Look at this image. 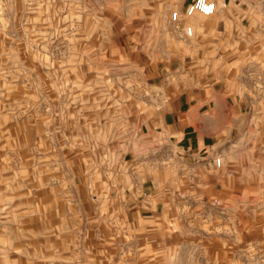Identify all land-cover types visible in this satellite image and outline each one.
<instances>
[{"label": "rangeland", "instance_id": "rangeland-1", "mask_svg": "<svg viewBox=\"0 0 264 264\" xmlns=\"http://www.w3.org/2000/svg\"><path fill=\"white\" fill-rule=\"evenodd\" d=\"M190 1L0 0V264H264V4Z\"/></svg>", "mask_w": 264, "mask_h": 264}, {"label": "crops", "instance_id": "crops-1", "mask_svg": "<svg viewBox=\"0 0 264 264\" xmlns=\"http://www.w3.org/2000/svg\"><path fill=\"white\" fill-rule=\"evenodd\" d=\"M192 1V0H191ZM190 1V2H191ZM227 4H231L232 2H236L239 0H224ZM189 2V3H190ZM188 3V4H189ZM187 4V5H188ZM186 5V7H187ZM185 7V9H186ZM184 9V10H185ZM181 11V10H180ZM174 51V50H173ZM170 55V59L173 58L174 61V56ZM176 68L173 67V75L172 78L175 79L177 77H182L186 75L187 76L188 72L181 71V74H178L177 71L175 70ZM187 73V74H185ZM174 83V82H173ZM182 86V85H181ZM186 89L188 87L187 84L183 85ZM178 87V86H177ZM173 87V143H182L183 145L179 147V149H182L183 151H190L193 147L194 143V138H193V131L189 129V127L194 125V117L195 115H205V113L209 112V109H207V104L208 101L210 100L209 95H205L204 92H202L200 97L198 98L199 101L194 104V96L188 90L184 88L177 89ZM205 105V108H203V105ZM213 110L215 111L214 113V118L215 120L218 119L219 117V110L216 108L215 105H213ZM222 114V112H220ZM225 122H221V125L224 126ZM199 143L201 142L200 139L197 140Z\"/></svg>", "mask_w": 264, "mask_h": 264}, {"label": "built area", "instance_id": "built-area-1", "mask_svg": "<svg viewBox=\"0 0 264 264\" xmlns=\"http://www.w3.org/2000/svg\"><path fill=\"white\" fill-rule=\"evenodd\" d=\"M259 3L264 4V0H257ZM218 10V0H192L184 10V13L180 10H174L171 13V21L176 25V29H184L185 34L188 36L193 35V25L189 23H183L185 16H193L196 13H200L206 16L213 15ZM183 26V27H182ZM214 164L217 167L222 166V157L217 155L214 157Z\"/></svg>", "mask_w": 264, "mask_h": 264}]
</instances>
